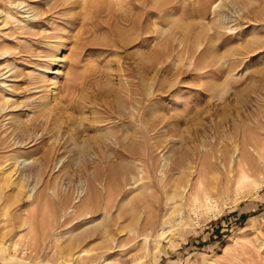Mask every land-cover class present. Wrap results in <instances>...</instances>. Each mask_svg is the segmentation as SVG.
<instances>
[{
	"label": "rangeland",
	"instance_id": "rangeland-1",
	"mask_svg": "<svg viewBox=\"0 0 264 264\" xmlns=\"http://www.w3.org/2000/svg\"><path fill=\"white\" fill-rule=\"evenodd\" d=\"M0 13V264H264L255 155L256 171L242 165L262 186H231L235 153L264 146V0H0ZM188 180L215 209L189 213ZM148 218L162 229L144 232Z\"/></svg>",
	"mask_w": 264,
	"mask_h": 264
},
{
	"label": "bare ground",
	"instance_id": "bare-ground-1",
	"mask_svg": "<svg viewBox=\"0 0 264 264\" xmlns=\"http://www.w3.org/2000/svg\"><path fill=\"white\" fill-rule=\"evenodd\" d=\"M10 5V4H9ZM5 15V14H4ZM1 17H3V15L0 13V19H1ZM5 17H6V15H5ZM33 18H34V16H33ZM9 20V19H8ZM34 20V19H33ZM36 20V19H35ZM5 21V20H4ZM4 21H2L1 20V22H0V28H3L5 25H6V22L4 23ZM12 21V20H11ZM15 23H17V22H15ZM20 26V25H19ZM20 31H23V28L22 27H20V28H18ZM18 30V31H19ZM5 34V33H4ZM25 35H27L28 37H30V36H33V35H31L29 32H25ZM4 36V35H3ZM7 36V35H6ZM2 37V36H1ZM8 38V37H7ZM57 42V41H56ZM3 43V42H2ZM55 43V42H54ZM9 45V44H8ZM57 45V44H56ZM2 46V45H1ZM10 48V47H9ZM4 49H5V47H4ZM11 49H13V48H11ZM2 50V49H1ZM9 51V50H8ZM5 52V51H4ZM7 52V51H6ZM8 53V52H7ZM7 53H4V54H2V53H0V57L2 58V56H3V58H7V56H6V54ZM9 54V53H8ZM51 56V55H50ZM49 56V57H50ZM50 58H52V57H50ZM9 72H12V70L10 71V70H8L6 73H9ZM6 73H4V74H6ZM13 73V72H12ZM9 76H11V74L9 75ZM8 76V77H9ZM8 79V78H7ZM40 82L43 84L44 83V80L42 79V80H40ZM39 82V83H40ZM43 87H44V85H42ZM43 87H42V89H43ZM8 88V87H7ZM34 89H37L36 87L34 88ZM13 90V89H12ZM11 90V91H12ZM40 90V89H39ZM34 91V90H33ZM41 91V90H40ZM127 91H129V90H127ZM3 93H4V91H3ZM45 94H46V99H44L45 98V95H44V97L42 98L43 99V103H41V104H37V105H33L32 107H31V112L32 113H34V115H36V116H41V115H46L48 112H50V109H49V107H48V105L47 104H45V102L47 101V99H48V96H49V91L46 89L45 90ZM128 94V93H127ZM127 96V95H126ZM41 98V97H40ZM5 100V99H4ZM8 103H10V101H8V98H7V100H5L4 101V106H2L1 108H0V116H2L3 114H5L6 112H7V110H9L8 108V106H6V104H8ZM7 117V116H6ZM5 117V118H6ZM109 117V116H108ZM8 120H10V122H11V117L8 119ZM109 121V119H100V120H96V124H103V125H100L99 127L100 128H104V127H106V124L105 123H107ZM113 121V120H112ZM99 128V129H100ZM112 128V127H111ZM110 128V129H111ZM98 129V128H97ZM145 135V134H144ZM141 138H143V137H141ZM257 145V144H256ZM255 146V145H254ZM250 147L249 146V150H251V151H248V150H246V149H248V148H243V149H241V151L238 153H235V154H237V158L234 160V162H233V164L236 166V169L234 168V169H232L233 171L234 170H238L237 171V178H235L236 176H234V177H232V178H235V180L234 179H232L233 180V183H232V187L234 188V191H235V196H237V194H239V192L242 190V189H247L248 187H253V188H255L256 190L257 189H259L260 188V186H262L260 183L258 184L253 178H256L257 176H255V177H253L254 176V174H250V173H248L247 171H245V170H249V169H245L244 168V166L242 165V162L244 161V159H246L245 161H249V159L251 158V155H252V158H254V156L253 155H255L256 157H257V161H260L261 163H260V168L263 170V173H264V146H261V147H259V145H258V147ZM245 147V146H244ZM233 148H235V147H233ZM240 148H242V147H240ZM236 149V148H235ZM239 149V148H238ZM238 149H236L237 151H238ZM235 150V151H236ZM134 152H135V150H134V148H133V144H132V142L130 141V144L129 145H127L126 147H124L123 149H121V155L122 156H125V157H131L132 156V154H134ZM251 152V153H250ZM234 156V155H233ZM133 157V156H132ZM131 157V158H132ZM130 158V159H131ZM252 158H251V160H252ZM248 159V160H247ZM127 159H125V161H126ZM233 161V160H232ZM250 162V163H249ZM248 163L250 164H248L249 166H251V169H252V171L254 172V170L256 171V169L257 168H255L256 166L253 164V161H249ZM195 164V163H194ZM200 164V163H199ZM241 166L243 167V168H241ZM199 167V166H198ZM195 168V167H194ZM231 170V171H232ZM198 171V170H197ZM251 171V170H250ZM258 171H260L261 172V170H259L258 169ZM235 172V171H234ZM233 172V173H234ZM195 173V172H194ZM236 173V172H235ZM258 173V172H257ZM262 173V172H261ZM198 174H199V172H198ZM197 174V175H198ZM230 174V173H229ZM231 174H232V172H231ZM260 174V173H259ZM253 175V176H252ZM260 175H262V174H260ZM195 176H196V174H195ZM200 176H201V174H200ZM197 177V176H196ZM228 177V176H227ZM108 178V177H107ZM229 178V177H228ZM125 179V178H124ZM263 179V178H262ZM123 180V179H122ZM192 180V179H191ZM196 180V179H195ZM194 180V181H195ZM198 180H201V178L199 179L198 178ZM228 180V179H227ZM231 180V179H230ZM110 181V180H109ZM108 181V182H109ZM128 181V180H127ZM129 181H131L130 180V178H129ZM192 182L191 183V181L190 180H188V188H187V186H183V187H181L182 188V192H180L177 196L178 197H180V199L181 200H184V202H186V205H187V208H188V211H189V213H195V212H197L198 210V212H200V210H203V211H205V212H209V211H211V210H213V209H215L216 208V198H215V196H214V194L213 193H210L209 192V190H207V188H206V186H203V182H201V181H197V182ZM10 182V181H9ZM107 182V183H108ZM228 182V181H227ZM8 183V182H7ZM132 183V182H131ZM231 183V182H230ZM112 184V183H111ZM110 183H109V185H111ZM225 184V183H224ZM107 186H108V184H107ZM126 186H129L128 185V183H126L125 185H124V188L126 187ZM230 186V187H231ZM121 187H123V186H121ZM109 188V187H108ZM108 188H106V191L108 190ZM124 188H123V190H124ZM228 189V188H227ZM105 190V189H104ZM94 191V190H93ZM110 191H112L111 190V188H110ZM227 190H225V192H226ZM248 191V190H247ZM249 191H250V188H249ZM254 191V190H253ZM223 192V191H222ZM215 193V192H214ZM216 193H217V191H216ZM215 193V194H216ZM243 193V192H242ZM244 193H245V191H244ZM247 193H249V192H247ZM93 194V196H95L96 197V194L97 193H92ZM109 194V193H108ZM108 194H107V192H106V194H105V197L102 199L103 201H102V206H101V209H100V211L102 212V213H104V214H107V216H108V214L110 213V207H109V202H110V200H109V196H108ZM213 194V195H212ZM241 194V193H240ZM91 195V194H90ZM89 195V196H90ZM111 195V194H110ZM219 195V194H218ZM217 194H216V196H218ZM89 196H87L88 197V199H84L86 202L84 203V206H85V204H90L91 205V203H92V201H94L93 200V198H91V197H89ZM94 197V198H95ZM111 197V196H110ZM98 199V198H97ZM135 199V198H134ZM213 200H215V201H213ZM33 201V200H32ZM134 201H136V200H134ZM173 201V200H172ZM95 202H96V200H95ZM137 202V201H136ZM181 202V204L183 203L182 201H180ZM83 205V204H82ZM93 205V204H92ZM144 205V204H143ZM112 206V205H111ZM139 206V205H138ZM140 206H142V205H140ZM140 209V208H139ZM141 210H143V208L141 209ZM146 211H147V209H145ZM149 210V209H148ZM187 211V212H188ZM78 212H79V209H78ZM118 212H119V210H118ZM136 212H137V210H136ZM141 212V211H140ZM140 212H138V213H140ZM90 214V213H89ZM142 214H144L143 213V211H142ZM87 214L85 213V214H83V215H77L78 217H84V216H86ZM76 216V215H75ZM104 216V215H103ZM121 216V215H120ZM161 216V215H160ZM166 218V217H165ZM164 218V219H165ZM60 219V218H59ZM179 219H181V218H179ZM55 220H56V218H55ZM62 220V219H61ZM77 220V219H76ZM75 220V221H76ZM167 220V219H166ZM22 221V220H21ZM60 221V220H59ZM168 221V220H167ZM55 222H57V221H55ZM144 223L141 225L142 226V228H143V231L144 232H150V231H152L153 229H155V228H161V226H163V220H160V221H154V220H149V218H148V220L147 221H143ZM166 222V221H165ZM57 224V223H56ZM162 224V225H161ZM161 225V226H160ZM29 227V226H28ZM59 228H61V226H57L54 230H57V229H59ZM75 230H76V228H74ZM162 229V228H161ZM164 231V230H163ZM155 232H158V231H155ZM153 233V232H152ZM151 233V234H152ZM163 234H165V232H160V233H158V235H157V237H159V238H161L162 236H163ZM52 235L53 236H55L54 235V233H52ZM65 235V234H64ZM153 235H155V234H153ZM86 237V236H85ZM156 237V236H155ZM79 238V237H78ZM143 238V237H142ZM147 238V237H146ZM153 238V236L151 237V239ZM153 240V239H152ZM104 241H106V242H109V247L107 248V250H110V251H113V250H115V249H118V248H120L121 247V245H118L117 243H115V239H114V236L111 234V233H108V234H105V237H104ZM144 241H145V239H144ZM147 241V240H146ZM156 241V240H155ZM161 241V240H160ZM159 241V242H160ZM158 241H156L155 242V245H154V250L155 249H157L158 248V243H159ZM89 243V242H88ZM83 244V243H82ZM75 245H78V243H72V241L71 240H69L68 241V244H67V246L68 247H70L69 248V250H70V252H72V250H73V248H74V246ZM4 247H5V249L6 248H8V247H6L5 245H3ZM124 246V245H123ZM73 247V248H72ZM80 249H82V248H80ZM87 254V253H86ZM86 254H83V255H80L81 257H86L87 255ZM71 255V254H70ZM89 260V259H88ZM86 260H84V262H85ZM90 261V260H89ZM86 262H88V261H86Z\"/></svg>",
	"mask_w": 264,
	"mask_h": 264
}]
</instances>
